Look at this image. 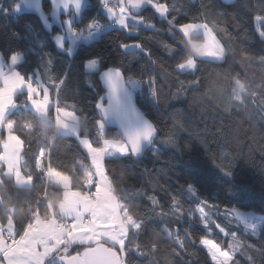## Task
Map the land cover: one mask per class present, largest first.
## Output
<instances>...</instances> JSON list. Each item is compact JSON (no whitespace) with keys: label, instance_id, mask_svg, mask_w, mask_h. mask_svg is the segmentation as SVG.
<instances>
[{"label":"trees","instance_id":"trees-1","mask_svg":"<svg viewBox=\"0 0 264 264\" xmlns=\"http://www.w3.org/2000/svg\"><path fill=\"white\" fill-rule=\"evenodd\" d=\"M259 2L211 0L212 7L203 10L219 26L227 28L231 39L225 34L224 42L237 53L246 51L256 61L243 69L232 60L223 65L201 63L196 73L201 84L193 88L182 83L191 80L192 74L174 67L182 57L168 55L164 47L165 42L176 44L181 37L170 34L175 32L174 25L149 6L134 13L144 19V25H132L133 29L139 27L138 33L112 27L89 43L81 42L71 56L58 48L54 40L63 28H48L36 12L16 11L15 6L20 0H0V53L5 62H9L12 53L22 52L19 71L44 85L51 86L53 79L66 76L62 87L56 85L59 104L63 109L80 113V132L96 140L97 145L103 138L95 133L99 130L95 127V121L99 119L96 104L104 93L100 72L115 67L122 70L127 81H138V87L131 88L136 93L139 106L159 131L154 144L143 157H108L107 167L112 172L117 191L132 193L140 189L154 192L166 211L172 210L171 193L176 194L185 208L198 205L201 200L210 201L218 206L209 212L211 221L217 220L228 233H238L234 240L214 229L210 238L233 251L238 264H264V118L259 108L251 105L246 110H238L233 104L231 113L223 110V106L228 104L226 90L234 71H243L254 77L246 81V90L241 92L246 99L264 90V60L260 59L264 57V40L258 36L260 25L253 19L254 13L259 14L254 7ZM101 3V0H89L82 17H74L73 26L78 30L85 28L99 11ZM167 3L173 9L170 15L177 17L176 23L187 22L201 14L200 0H167ZM42 8L51 19L50 1L42 0ZM72 15L62 16V22ZM98 16L105 19L103 11L98 12ZM133 41L141 42L144 49L151 51V57L139 49H121V43ZM93 58H99V68L91 73L85 69V61ZM235 59L239 61V55ZM151 77L156 78L154 84L150 82ZM154 89L157 96L153 95ZM24 103L26 101L21 97V105ZM12 111L16 113V131L30 139L32 145L23 153V171L37 174L34 155L40 146L47 145L52 148L51 164L70 174L71 186L83 189L84 171L91 169L92 165L79 140L58 132L54 119L49 116L34 120L23 107ZM25 120H32L35 127H24ZM105 134L121 137L110 127L105 128ZM169 136L174 138L175 145L162 143ZM220 167H230L232 175H225ZM3 175V167H0V176ZM188 185L193 186L194 192ZM45 186L46 181L27 188L18 186L13 178H4L0 183V220L14 215L19 224L30 215L37 193L44 191ZM52 196L59 199L62 188L54 185ZM145 203L143 196L128 197V205L134 211L137 208L145 211ZM12 209H15L14 213ZM225 209L253 210L263 215L259 230L253 234L252 229L226 215ZM166 220L169 227L177 224L182 230L189 227L187 217L179 220L168 217ZM159 226V220L153 221V227L158 229ZM190 231L191 236L181 232L188 250L184 259L171 253L170 248L174 246L171 241L158 236L155 240L160 243L161 250L157 255L141 257L130 252L128 264H187V261L191 264H213L206 249L193 243V240L198 241L204 236L205 231L197 224L191 225ZM131 240L135 242L134 237ZM140 242L147 243L148 237H142ZM228 244L233 247L228 249ZM48 264L57 263L51 260Z\"/></svg>","mask_w":264,"mask_h":264},{"label":"snow or ice","instance_id":"snow-or-ice-1","mask_svg":"<svg viewBox=\"0 0 264 264\" xmlns=\"http://www.w3.org/2000/svg\"><path fill=\"white\" fill-rule=\"evenodd\" d=\"M105 5L108 16L113 20L115 25L125 31L139 32V27L133 29L129 26V20L133 19L137 25H144L142 16H135L134 11L143 9L145 6L153 8L158 15L166 17L170 24L174 25L175 32L170 34H178L181 39L176 44L164 43L168 55H177L182 58L174 65L176 70L192 74V79L182 82L188 88L198 87L201 84V79L196 73L199 72L201 63H219L221 65L227 64L229 60L238 63L241 69L254 63L256 58L250 57L246 51L237 53L233 48L224 42V35L227 34L231 39L226 27L219 26L214 20H211L203 10L212 7L211 0H200L201 14L196 18L190 19L187 22L176 23L177 17L170 15L172 12L171 6L167 0H119L118 7H112L107 3V0H101ZM56 8L59 9L61 5L64 7V12L75 11L79 14L84 0H60L56 3L53 0ZM16 11L20 10V4H17ZM254 7L259 14L253 15V19L258 22L260 27L257 28L258 36L264 40V0ZM71 25V20L66 21ZM150 26V25H149ZM101 28L97 22L93 21L87 26V38H92L94 32L98 33ZM70 31H72L70 29ZM73 36H81L82 34L72 31ZM57 44L63 48V38L57 37ZM130 48L139 49L145 55L151 57V51L144 49L139 41L131 43H121V49L127 51ZM69 54L71 51L69 50ZM239 55V61H236V56ZM2 57V54H0ZM264 60V57H260ZM12 65V73L0 77V87L4 88L6 93L10 95L11 102L4 112L3 122L0 123V149L7 151L16 158V169L19 170V178H15V172L9 173L6 163L0 164L3 167L5 175L0 176V183L3 179L10 177L15 179L19 186L31 188L38 184L44 183L50 179L52 171L59 172L63 175L70 176L69 173L63 172L62 169L55 168L51 164L52 148L47 145H42L38 148L34 155V166L36 168V175H32L29 171L25 173L20 167L23 153L30 150L32 145L30 139H26L23 135L16 131V113L10 111L11 109L23 107L29 113V116L34 120H38L41 116H49L54 119L57 130L63 129L65 134L70 138H78L79 140H87L93 147H100L101 152L105 154V175L108 176L112 185V197L114 199L104 201L103 205L97 207H89V211L85 214L87 220L78 214L77 209L80 205L75 207H58L61 202H57L54 206L46 195L45 191L37 193L35 197L34 207L24 220L17 223L14 215L10 218L0 220V241L3 242V247H0V264H48L49 259H59L61 264H128L129 253L132 252L141 257H152L160 252V243L155 240L156 237L166 238L174 245L170 248L171 253L180 259L185 258L187 248L184 245L181 232L191 236V225L197 224L205 231V235L198 241L193 240V243H198L205 248L210 255L213 264H238L235 259V253L227 250L224 246L219 244L216 240L210 238L213 230H218L224 236H230L232 239L238 238L237 232L228 233L226 229L216 220L211 221L209 212L217 205L210 201L201 200L198 205L188 206L185 208L184 203L171 193V211H166L164 205L159 198L153 193L141 191L137 189L132 193H120L117 191L116 182L112 176L111 170L108 169V157L119 154L120 158L132 157L136 158L141 155L145 144H151L155 134L159 131L155 125L143 120L139 115H132L131 106L129 104L128 86L138 87L139 82L134 80L125 81L123 79L124 73L119 68H110L101 73V79L108 87V102L107 107H104V100L101 98L97 101L96 107L101 112L103 118L95 121V127L100 130L103 139L100 145L94 144L91 137L85 136L77 127L72 126L66 122V119H56L57 114L61 111L62 106L59 104V89L56 85L61 87L66 80V76L59 80L53 79L49 85H37L34 83V78L25 75L19 71L18 65L22 63V54L14 52L9 58ZM99 67V58H93L85 61V69L91 73L96 72ZM226 79H228L226 77ZM254 79L248 73L243 71H234L231 73L227 88L228 104L223 106L225 112L231 113L233 104L237 105L238 110H246L249 105L253 108H259L260 115L264 118V90L254 93L253 97L246 99L241 92L245 91L246 81ZM151 83L156 82L155 77L150 78ZM39 88L40 95H45L47 90L49 103L47 112L42 113L36 104V91ZM121 93L124 94V100L121 102ZM157 90L154 89L153 95L157 96ZM21 97L26 103L21 105ZM113 108L115 113L121 121L123 134L120 138L110 137L105 134L107 117L112 115ZM64 112H69V109H63ZM70 115L79 119L80 113L71 110ZM86 116V114H85ZM24 127L33 129L35 125L32 120H25ZM219 131H222L220 129ZM16 136L21 141V145L16 149L9 143V136ZM49 143H52L51 141ZM162 143L168 145H175L173 137H166ZM86 151V149H82ZM2 154V153H0ZM91 160V157H88ZM223 173L227 176L232 175L231 168L220 167ZM83 180V189L76 185L71 186L72 192H79L81 197H86L87 201H96L100 193L97 189L98 177L93 171L85 170ZM91 182H89V179ZM189 190L194 192L192 185H188ZM143 196L146 203L143 205L145 211L138 208L134 211L128 205L129 196ZM44 205L45 207H42ZM102 210L98 211V208ZM62 217L69 219L61 220L56 216V210ZM46 209V210H45ZM13 213L15 209L11 210ZM225 214L240 220L242 214L236 210L229 211L225 209ZM51 213V215H49ZM71 217H76L71 219ZM175 217L177 220L181 218H188L187 223L189 227L183 230L180 225L169 227L166 218ZM52 220H56V224L60 226V231L56 232L53 243L46 247V250L40 251L37 245L33 250L30 247V240L33 238L32 233L37 232L41 223L49 224ZM159 220V228L153 227V221ZM243 223L246 228H251L253 234L256 231V225L250 224L247 217H243ZM104 232H111L112 235L104 236ZM148 237L147 243H141L142 237ZM95 237V239H92ZM135 238L133 243L131 238ZM87 238V239H85ZM107 239L108 244L103 243ZM233 246L228 244L227 248L231 249ZM238 250V249H237ZM71 253V255H69ZM37 256L39 259H37ZM29 257V259H24ZM249 259H251L249 257ZM191 264V261H187Z\"/></svg>","mask_w":264,"mask_h":264},{"label":"crops","instance_id":"crops-1","mask_svg":"<svg viewBox=\"0 0 264 264\" xmlns=\"http://www.w3.org/2000/svg\"><path fill=\"white\" fill-rule=\"evenodd\" d=\"M88 2H89V0H88ZM110 6L118 7L119 6V0H111ZM136 11H138V10H135L134 13ZM103 14L105 16L104 20L106 22L113 21L108 16V13H107L105 8H103ZM135 16H137V15H135ZM69 19L71 20V25H68L66 23V21H68ZM73 19H74V16L73 17L71 16L70 18H67V20H64L63 21V32H59L54 36V40H55L56 44H57V40H56L57 37L63 38L64 47L61 48L58 46V44H57V46H58V48L66 51L67 53H69V50H70L71 56L74 55V53L77 49L76 45H77L78 41H80V43L81 42L89 43V42L99 38L102 32L110 29V28L100 29L98 33L94 32L92 38L89 39V38H87V33L83 34L80 30L76 29L73 26ZM132 25H137V23L135 22V20L130 19L129 20V26L132 28ZM114 27L119 28L118 25H115ZM70 29L72 31H76L79 34H83V36L82 35L81 36H73L72 31H70ZM130 49H135V48H130ZM17 53L22 54V60H23V53L22 52H17ZM1 58H0V77H3V76H6V75L12 73L13 69H12V65L10 62H5L3 57H1ZM34 83H36L37 85H40V86L44 85L42 82L36 80L35 78H34ZM35 95L37 98V100H36L37 108L42 113H46L49 103L53 102L52 100L49 99L47 90H45V95L43 97H41L40 90L38 88ZM10 102H11L10 95L6 93L4 88L0 87V123L3 122L4 112L7 109ZM61 109H63V108H61ZM12 110L13 109H11L10 111H12ZM70 112H71V110H69V112H67L65 115H60V116L58 113L57 116H59V117H56V119H66L67 123L71 124L74 127H77L80 130L79 119L71 116ZM58 132L65 134L63 129H60ZM102 139H101V141H102ZM79 142L81 143L83 148L86 149V153L88 154V156L91 157L90 161H91L92 168L88 169V170L89 171L94 170L95 175H96V172L99 171V175H101L103 177L102 181H100L98 179V184L100 185V187L97 189V192L100 193V195L97 197V200L96 201H87L86 197H81L79 192H72L71 191V179L65 177V175H63L59 172L52 171L50 173V177H51L50 181L53 184V186L55 185L57 187L62 188V196L59 199H57V202H61L58 207H69V206L75 207L77 205H80V208L77 209L78 214L80 216L85 217L86 216L85 214L89 211L90 206L91 207H97L98 205L102 206L104 201L112 200L114 198L112 197V187H111L110 181H109L108 177L105 175V171H104V169H105V163H104L105 156H103L101 153V155L99 157H97L99 152L94 151V149L95 150H101V148L100 147H93L92 144H89L87 142V140H79ZM92 142H93V140H92ZM9 143L12 144L16 149H18L21 145V141L19 140V138L16 136H12V135L9 136ZM0 153H2V154H0V164L6 163L8 166L9 173L15 172V178L18 179L19 178V170L16 169V158L13 155H11L10 153H8L7 151H4L3 149H1ZM117 155H119V154L117 153L116 156ZM22 162H23V158L21 159V162H20L21 168H22ZM3 174L5 175L4 169H3ZM88 179H89V182H91L90 178H88ZM14 182H15V179H14ZM0 203H1V196H0ZM99 210H102V207L98 208V211ZM49 215H51V213H49ZM56 216L57 217L60 216L58 208L56 210ZM64 218H66V217H64ZM75 218L76 217H71V219H75ZM66 219H69V218H66ZM38 231H39V233H41L40 235H37L36 231H34L31 234L33 238L30 240V247L33 250H35L37 245H38L40 251H44V250H46L47 246H49L53 243V239H51L49 237H54L56 232L60 231V226H58L56 224V220H52L51 223H49V224L41 223ZM112 234L113 233H111V232H104L103 233L104 236H109ZM85 239H87V238H85ZM92 239H95V237H92ZM103 243H109V241L107 239H105L103 241ZM0 247H3L2 241H0ZM24 259H29V257H24ZM37 259H39L38 256H37ZM51 260L56 261V259H49L48 263H50Z\"/></svg>","mask_w":264,"mask_h":264},{"label":"water","instance_id":"water-1","mask_svg":"<svg viewBox=\"0 0 264 264\" xmlns=\"http://www.w3.org/2000/svg\"><path fill=\"white\" fill-rule=\"evenodd\" d=\"M49 1H50L51 5H52V12L50 14V18L51 19H49L45 15V13L43 11V8H42V0H20V3H19L20 4V10L19 11H33V12L38 13L41 16L44 24L48 28H51L53 26H59L60 28H63L62 16L66 15L68 13H72V14L75 15V17L77 19H79V18L82 17L84 11L86 10V8L88 6V0H84V4H83V6H82V8H81V10L79 12V14H77L74 10L71 11V12H67L66 13V12H64L63 5H61L60 8L57 9L56 6H55V4H53V0H49ZM191 1H195V0H191ZM59 2H60V0H56V3H59ZM111 68H115V67H111ZM104 71H101L100 74H99V80H100L101 85H102V87L104 89V93L100 97V99L103 98V100L105 102L104 103V107H107L108 106L107 105V102H108V92H109V89H108V87H106V85L104 84V82L101 79V73L104 72ZM123 79L125 81H127L125 75H124ZM128 93H129V104L131 106L132 115L133 116L139 115L141 118H143V120L148 121V122L152 123L153 125H155V123L149 119V117L145 114V112L143 111V109L139 106V104L137 102V98H136V93H135V91L130 86H128ZM123 100H124V94L121 93V102H123ZM96 112H97L98 118H103L101 112L97 109V107H96ZM106 127H110V128L115 129L117 132H119L121 134V136L123 134V131L124 130L121 127V121H120V119L117 117V115L115 113V108H113L112 115H110L109 117H107ZM156 128H157V126H156ZM157 136H158V132L155 134L152 143L151 144H145L144 145L143 152L141 153V155L139 157H136V158L143 157L146 154V152L154 144V141H155V139H156ZM56 262L58 264H61V261L58 258L56 259Z\"/></svg>","mask_w":264,"mask_h":264},{"label":"rangeland","instance_id":"rangeland-1","mask_svg":"<svg viewBox=\"0 0 264 264\" xmlns=\"http://www.w3.org/2000/svg\"><path fill=\"white\" fill-rule=\"evenodd\" d=\"M225 1H227V2H230V1H233V0H225ZM111 2V1H110ZM110 2H109V4H110ZM74 15H72V17H73ZM65 20H67V19H65ZM258 23V22H257ZM87 28V26L85 27V28H82V29H79L82 33H84V29H86ZM86 33H87V31H86ZM85 33V34H86ZM82 36H83V34H82ZM80 44V43H79ZM77 46V45H76ZM78 47V46H77ZM1 54V53H0ZM1 58V57H0ZM2 59V58H1ZM99 68V67H98ZM136 88V87H135ZM135 88H133V89H135ZM67 112H64L63 111V109H61V111L59 112V116L60 115H65ZM59 116H57V117H59ZM94 151H98L99 152V154H98V156L97 157H99L100 155H101V150H95L94 149ZM102 155L103 156H105V154L104 153H102ZM110 157V156H109ZM96 176L98 177V179L100 180V181H102L103 180V177L101 176V175H99V171L98 172H96ZM65 177H67V178H70L68 175H65ZM233 210H236V211H238V212H240L241 214H242V217H241V219L239 220L243 225H244V223H243V217H247L248 218V222L250 223V224H255L256 225V232L259 230V228H260V222H261V220L263 219V215H261V214H259V213H256V212H254L253 210H237V209H233ZM232 211V210H231ZM249 229H251V228H249ZM107 242V241H106ZM106 244H108V243H106ZM209 257H210V255H209Z\"/></svg>","mask_w":264,"mask_h":264},{"label":"built area","instance_id":"built-area-1","mask_svg":"<svg viewBox=\"0 0 264 264\" xmlns=\"http://www.w3.org/2000/svg\"><path fill=\"white\" fill-rule=\"evenodd\" d=\"M107 3H109V0H107ZM104 7H105V5H104V4H101L98 12H100ZM98 12H97V14L94 16V18H93L89 23H91V22H93V21L97 22L99 25H101V28H100V29H105V28H108V27H111V26L115 25V23H114L113 21H112V22H106L105 20L100 19L99 16H98ZM87 26H88V25H87ZM86 31H88L87 28L84 29V33H86ZM84 33H83V34H84ZM79 43H80V41H78L77 46L79 45ZM95 133H96L97 135H100L99 130H96ZM93 143L95 144V143H96V140H94ZM52 187H53V184L51 183L50 179H47V180H46V186H45L44 191L46 192V195H47V197H48V200H49L54 206H56V204H57V199H56L55 196H52ZM58 218L61 219V220L66 219V218L61 217V216H59ZM84 219H85V221H86V220H87V216H85Z\"/></svg>","mask_w":264,"mask_h":264}]
</instances>
